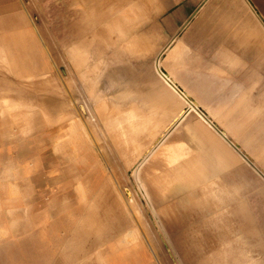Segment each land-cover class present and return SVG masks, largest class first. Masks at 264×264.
Wrapping results in <instances>:
<instances>
[{
    "label": "rangeland",
    "instance_id": "obj_1",
    "mask_svg": "<svg viewBox=\"0 0 264 264\" xmlns=\"http://www.w3.org/2000/svg\"><path fill=\"white\" fill-rule=\"evenodd\" d=\"M73 5L74 0H0V18L2 17L0 19V25H2L0 26V38L8 42L13 38H17L25 47H28L32 36H34L45 57L55 67L59 81L63 83V79L65 80L67 74L64 67L66 64L61 62L62 44L70 43L66 42L69 34L75 36L77 33L76 29H72L73 23L77 20V12ZM17 6L22 7L27 13L26 24L15 21ZM123 8H125L124 4ZM147 11V15L144 14L142 17L141 32L149 41L140 49V51H143L141 60L135 58L126 60L128 66L126 65L127 69L123 71L125 87L122 85L126 91L133 94L134 92L140 93L143 96L141 102L143 104L145 102L149 103L147 105L149 110L153 108L162 110L158 113L163 118H170L182 109V113L175 122L176 124L173 123L171 126H177L178 124L177 130H185L189 136V142L193 144L198 139H208L213 132L199 114L188 111L190 107L188 102H191L183 95L186 91L184 84L187 78L182 77L181 81L183 82L178 78L186 74L184 69L191 57L225 56V53H231V55L241 54L244 60L243 101L247 102L244 107L258 108L257 117H263L264 119V54L258 51V48L255 47L256 42L248 36L250 28L253 27L254 14L264 25V0H158ZM179 41L183 42V47H180L178 53L174 55L176 56V58L174 57L175 60L171 57L166 60L168 52ZM231 48H235V50L231 51ZM105 51V56L101 54L102 52L97 54L98 61L100 59L109 60L110 56L107 57L109 50ZM112 51L113 48H110V52ZM66 59L68 65H72L71 59L68 57ZM136 61H139L140 65H137L139 63ZM113 64L114 61L109 66L110 71H113L115 65ZM109 67H107V70ZM71 69L72 76L79 80V74L75 71L76 67L73 65ZM171 69L174 72L172 74L170 73ZM5 76H7V79L13 77L7 70L0 69L1 81H4ZM167 76L174 79L180 87L184 86L181 87L183 93L170 87V80ZM13 80L15 81V79ZM18 82L20 80H17V85ZM98 83L104 85L101 80ZM80 86L76 81L75 83H68L64 87L70 94L73 108L81 116L82 114L86 115L87 112H83V110L86 111L87 107L84 101L76 95V92L81 90ZM95 92L97 93V91H94V94ZM100 92L103 95L117 93L116 90L112 92L111 89L108 90L106 87L104 90L99 89L98 93ZM150 94L152 98L149 97ZM238 114L239 112L220 113L221 116L226 117V123L229 127H233L232 125L235 122H243L242 129H245L242 131V141H238L237 138L240 139V137L235 130L232 129L230 132V129L225 128L228 139L236 144L242 152L241 167L238 163L237 165L229 164L226 170L211 167L216 181L221 185L226 180V184L232 186L234 176H231V172L237 174L236 177L240 186H242L240 181H243L244 184L237 194L236 201L227 200L225 209H217L228 211L233 215L230 217L232 221L227 222V230H224L227 235H212L216 223H212L214 218L206 214V209H195L192 212L193 208L189 207L187 211H191V215L174 216L173 220L186 221L180 225L183 227L174 230L175 235H171L180 250V255H182L181 259L184 261L182 264H235L237 261H240L238 264H264V122L258 125L254 121V123L246 121L248 119L246 116H238ZM242 114L245 113L242 112ZM1 118L0 226L6 229L0 234V264H56L55 262L62 259L63 256L62 249H58L61 247L59 243L67 241L69 237L75 234L80 219L87 208L86 201L81 196L83 186L74 183L71 175L72 168L69 166L70 162L73 163L75 156L78 155L72 156L70 159L65 156L66 159H63L60 154H52L51 150L58 141V139L52 138L59 135V128L44 118L38 121V127L33 132L13 135L12 137L6 135V131L2 132L5 127L3 130L1 129L3 128L2 124H4ZM92 123L94 125L92 124L90 127L84 125L80 129L79 133L84 134L83 139L85 141L82 144L77 141L79 143L76 146L80 147V155L86 157L82 163L81 171L94 173L91 177L95 176L94 183L96 184V178L100 171L96 165L100 153L98 150L99 144L104 147L108 145L106 156L109 158H115L118 161L120 153L113 150L109 138L103 132L100 121L93 118ZM99 129L102 131L103 140H97ZM161 135L162 133L157 134L158 141L161 139ZM247 136L251 139L246 138ZM249 142L253 144H249ZM256 142L261 143V146ZM245 146L249 147L246 148ZM2 155L5 159L1 158ZM211 164L214 165L215 162H211ZM122 170L128 174L127 188L130 189L129 194L139 191L133 175L129 174L133 173V168L127 166ZM73 171L79 172L77 169H73ZM51 177H60V179L55 182L49 179ZM229 179H232V181H228ZM188 189H192V186ZM183 190L180 187L175 189L174 195L162 202L166 204L162 208H170L167 206L171 203L175 206L179 205L185 200L189 201L188 204L197 203L194 192H188L187 189ZM187 195L189 199L185 198ZM142 200L145 205L148 204L145 199L142 198ZM69 209L70 211H68ZM174 209L177 210V208ZM237 211L240 215L235 216ZM153 219L147 208L144 209V214L134 218L135 223L140 227V236L142 239L144 238L145 252L147 253V258L141 260V264H180L164 235H158V232L153 228L150 230L152 234L147 235L149 225L153 226V224H150ZM187 220L204 228L203 232L197 236L184 235L181 230H185L189 222ZM11 223L16 224L12 226ZM33 233L36 234L33 235ZM154 233L156 235H153ZM26 239L30 242L27 247L31 249L28 255L24 250L25 246L21 243ZM10 241L11 243H9ZM113 243H116V241L108 242L102 245L104 246L102 248L108 249L106 247L113 245ZM152 246L153 248H151ZM121 249L122 252L125 250L127 253L124 252L123 257L130 264H134L138 250L134 248ZM96 251V249L86 252L81 251L82 255L75 261L59 262V264H90ZM109 256L108 250L106 257L103 258L106 259V262L109 258L110 263ZM35 257H45V262L31 263Z\"/></svg>",
    "mask_w": 264,
    "mask_h": 264
},
{
    "label": "bare ground",
    "instance_id": "obj_2",
    "mask_svg": "<svg viewBox=\"0 0 264 264\" xmlns=\"http://www.w3.org/2000/svg\"><path fill=\"white\" fill-rule=\"evenodd\" d=\"M157 1L74 0L73 6L77 12V20L73 23L72 29H76L77 33L75 36L69 34L66 42L70 43L62 44L63 55L61 62L66 64L64 67L67 74L65 80L63 79V83L59 81L55 67L45 57L34 36H32L28 47H25L17 38H13L10 42L0 38V69L7 70L9 74L13 75V77H10L11 79H7V76L4 77V81L0 79V117H2L1 120L3 119L2 122H4L1 129L3 130L5 127L2 132L6 131V135L11 137L26 132L30 133L38 127V121L44 118L59 128V135L52 138L58 139L51 150L52 154H60L63 159H66L65 156L70 159L72 156L78 155L75 156L73 163L70 162L69 166L72 168L71 175L74 183L83 186L81 188V196L86 201L87 208L80 219L75 234L69 237L67 241L59 243L61 247L58 249H62L63 256L59 261H54L56 264L65 261H75L82 255L81 251L86 252L92 249L97 251L90 264H130L123 257L125 250L122 252L121 248L138 250L134 264H141V260L147 258V253L145 252L144 238L142 239L140 236V227L135 223L134 218L144 214L145 208L149 209V214L154 218L150 221L151 223L148 222L151 225L153 224V226L149 225L147 235L152 234L151 228L156 230L158 235H164L180 264L184 263V261L181 259L180 250L171 235H175L174 230L183 227L180 225L186 221L173 220L174 216L191 215L195 209H206V214L214 218L212 223H216L213 227L214 232L212 235H225L224 230H227V222L232 221L230 217L233 215L230 212L217 209H225L227 200L236 201L239 189L244 185L243 181H240L242 185L240 186L236 177L237 174L234 176L232 186L228 185L234 189L237 188V190L227 193L221 198L207 194L206 202L202 203V205L188 204L189 201L183 198L185 202L179 204L180 208H177V210L174 209L175 207L172 206V203L167 206L170 208H162L163 205H166L162 202L173 196L175 189L178 187L182 190L190 188L193 185V181L195 182L196 176L205 174L208 168L211 169L213 166L211 162L216 163V161H219L222 167H227L228 164L222 163L218 159L212 138L198 139L193 145L189 142V136L185 130H177L179 125L173 128L172 131L162 128L159 131L162 132L163 130L161 139L151 143L154 140L152 138L154 137V133H152L154 129L147 126L150 125V122L155 117H152V113L147 108L149 103L145 102L143 104L141 102L143 96L140 93L134 92L133 94L123 88L125 85L123 71L128 66L126 60L134 58L140 49L139 46L149 41L141 32L142 17L144 14L147 15V9L154 6ZM123 4L125 8L122 9ZM30 8L32 9L31 6ZM26 15L25 10L22 7H18L15 13V21L26 24V19L28 18ZM253 16L255 19L248 36L256 42L255 47L258 48V51L264 54V25L255 14ZM110 48H113L112 52H110ZM105 50H109V55L107 56H110L109 60L100 59L98 61L96 58L97 54L102 52L101 54L105 56ZM67 57L71 59L72 65H68ZM88 57L90 58L89 60L87 59ZM113 61L115 65L113 64V71H110L109 66H111ZM73 65L76 67L75 71L79 74V80H76L71 74ZM107 67H109L108 70ZM17 80H20L18 85L16 84ZM100 80L104 85L98 83ZM76 81L81 85V90L76 92V95L79 96L80 100L84 101L87 108L83 112H87L86 115L82 114L80 116L76 112L73 108L70 94L64 87L68 83L71 84ZM105 87L108 90L111 89L112 92L116 90L117 93L109 95L101 94L102 91L98 93L99 89L104 90ZM94 91H97V93L95 92L94 94ZM149 97L152 98L151 94ZM144 98L146 99V97ZM257 109L244 107L243 113L245 114H243V117L246 116L248 118L246 121H254L258 125L264 122L263 117H257L259 112H257ZM93 118H97L100 121L103 132L109 138L113 150L120 153V159L116 161L115 158L112 159L106 156L108 145L105 147L102 145L103 148L99 144L98 150L100 153L98 154L96 165L100 171L96 178V184L94 183L95 176L91 177L94 173L81 171L82 163L86 157L80 155V147L76 146L77 143L81 142L80 144H82L85 141L83 139L84 134L79 133L80 129L84 125L90 127L93 124ZM259 121L261 122L258 123ZM244 129L241 128L242 131ZM101 132L100 130L97 133V140L104 139ZM246 138L249 137L247 136ZM142 142L143 146L147 142L148 145L144 147L143 153L145 154L139 160V148H141ZM250 142L249 144H253ZM258 145L261 146V143H258ZM218 149L220 148L218 147ZM224 150L226 152H224L223 156L228 161L230 159L228 154L230 149L225 148ZM159 155H161L160 158H158ZM1 158L5 159L3 155ZM128 160L130 163L138 162L132 175L139 191L134 192V194H129L130 192L128 191L130 189L128 190L127 188L128 179L122 173V169H124L122 166L126 161L128 163ZM107 164H111L112 168L108 167ZM73 169H77L79 172L73 171ZM49 179L57 182L60 177H51ZM175 186L177 187L174 189ZM142 198L148 204L145 205ZM185 198L189 199L188 195ZM234 205L236 206V204ZM189 207L193 208L192 212L187 211ZM237 215H240L238 211L235 216ZM192 223L189 221L185 230H181L184 235L197 236L203 232L204 228ZM15 224H12V226H15ZM5 229V227L0 226V234ZM142 232L144 233V231ZM153 235L156 234L154 233ZM112 241H116V243L107 246L106 248L108 249L102 248L104 247L102 245ZM21 243L25 246L24 250L28 255L31 252V249L27 247L30 243L29 240L26 239ZM17 248L19 247L17 246ZM119 249H121L120 252H118ZM108 250L110 263L109 258L108 262L103 258L106 257ZM15 256L18 255L16 254ZM34 261H31V263H44L45 257H35ZM185 263L187 262L185 261Z\"/></svg>",
    "mask_w": 264,
    "mask_h": 264
},
{
    "label": "crops",
    "instance_id": "obj_3",
    "mask_svg": "<svg viewBox=\"0 0 264 264\" xmlns=\"http://www.w3.org/2000/svg\"><path fill=\"white\" fill-rule=\"evenodd\" d=\"M242 44V42H241ZM146 45L143 44L139 46V48H143ZM183 47V42L179 41L178 44H176L171 51L168 52L166 56V60L171 58H176V55L179 51V48ZM137 51L135 55V59L141 60L142 52L143 51ZM235 48H231V51H234ZM135 51V50H134ZM228 51V50H227ZM225 56H218V55H209V56H196L191 57L190 61L186 63V68L184 69L185 75L180 76L178 79L181 81L182 77H186L187 81L184 84L185 85V94L181 90V87L176 84V81L174 79H170V87H172L175 91H179L183 93L184 97H186L191 103L189 104L188 111L190 112H196L197 114L201 115L200 117L207 123L210 130L213 132L212 135H210V139L212 138L215 150L217 151L218 159L222 163H227L228 166L230 165H238L241 167L242 163V152L237 147L236 144H234L231 140L228 139L226 136L225 128L230 129V132L235 130L240 139L238 141H242V123L243 122H235L232 126L229 127L226 123V117L220 115L222 112H239L238 116H243L242 112L244 110V105H246L247 102L243 101V56L240 55H231V53H225ZM174 58V60H175ZM135 62V61H134ZM140 65L139 61H136ZM247 63V61H246ZM170 73H174L173 70H170ZM250 78V77H246ZM183 82V81H181ZM184 87V86H183ZM182 87V88H183ZM185 99V98H184ZM152 114V117H155L151 122L150 125L147 126L148 128L154 129V137H152L154 140L151 141L157 142L158 136L157 134H161L162 132H159L163 127L168 128V130H172L176 126L173 125V123L177 122L180 114L182 113V109H180L178 112L174 113L170 118H164L160 115L158 112L162 111L158 108H153L149 110ZM237 120V119H235ZM176 124V123H175ZM180 124V123H179ZM178 125V124H177ZM171 126V128H170ZM170 128V129H169ZM224 129V130H222ZM146 143V142H144ZM148 145V142L144 144L142 142V146H140V154H139V160L142 159L143 155V149L145 146ZM218 147L220 149H218ZM225 148H229V160L227 161L224 152ZM146 152V150H144ZM161 155L158 156L160 158ZM234 159V160H233ZM138 163V162H137ZM137 163H130L128 160L124 163L122 168L124 167H132L133 170L135 169ZM108 167L112 168L109 164H107ZM216 168H223L226 170V167H222L219 164V161H216V163L213 165ZM123 175L127 176L128 174L124 171H122ZM132 174V173H129ZM213 171L208 168L207 172L202 175L196 176L195 182L192 185V189H187L188 192H194L196 195L197 203H193L194 205H202V203L206 202V198L208 197L207 194H211L213 197L221 198L223 195L227 194L228 192H232L234 190H237V188H233L228 186L226 183L227 181L224 180L222 182V185L216 181L214 177ZM231 176H235V173L231 172ZM228 181H232V179H229ZM241 189H239L240 191ZM186 191V190H185ZM219 194V195H218ZM181 204V203H180ZM175 208H179V205H173ZM176 214H178L176 212ZM198 261V260H197ZM237 261L235 264H238Z\"/></svg>",
    "mask_w": 264,
    "mask_h": 264
}]
</instances>
